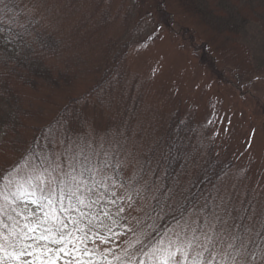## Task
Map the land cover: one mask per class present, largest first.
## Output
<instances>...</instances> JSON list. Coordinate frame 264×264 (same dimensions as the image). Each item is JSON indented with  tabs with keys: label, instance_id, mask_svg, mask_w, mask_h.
Returning a JSON list of instances; mask_svg holds the SVG:
<instances>
[{
	"label": "rangeland",
	"instance_id": "374dc122",
	"mask_svg": "<svg viewBox=\"0 0 264 264\" xmlns=\"http://www.w3.org/2000/svg\"><path fill=\"white\" fill-rule=\"evenodd\" d=\"M5 6L11 11H0V28L13 43H0V170L23 164L31 148L58 147L57 122L79 117V135L110 153L114 166L123 162L125 219L101 249L123 255L135 236L119 233L175 210L179 217L163 234L202 222L229 195L225 227L236 225L231 232L250 253L264 249V0H4L0 10ZM200 47L211 71L197 62ZM177 130V145L168 147L167 132ZM250 208L255 215L243 211Z\"/></svg>",
	"mask_w": 264,
	"mask_h": 264
},
{
	"label": "snow or ice",
	"instance_id": "6c2138e0",
	"mask_svg": "<svg viewBox=\"0 0 264 264\" xmlns=\"http://www.w3.org/2000/svg\"><path fill=\"white\" fill-rule=\"evenodd\" d=\"M8 31L0 28V43H13ZM83 123L71 116L58 121L63 129L58 147L31 148L21 157L23 164L0 170V264H264V249L250 253L246 240L232 234L236 225L225 227L232 218L230 195L221 197L202 222H185L180 231L158 238L129 227L118 234L135 236L123 255L101 249L117 236L113 225L125 219L118 172L123 162L114 166L110 153L97 151L80 136ZM127 208L132 209L131 202ZM243 211L256 213L255 208ZM259 213L264 229V206Z\"/></svg>",
	"mask_w": 264,
	"mask_h": 264
},
{
	"label": "trees",
	"instance_id": "16d2710c",
	"mask_svg": "<svg viewBox=\"0 0 264 264\" xmlns=\"http://www.w3.org/2000/svg\"><path fill=\"white\" fill-rule=\"evenodd\" d=\"M182 8L183 9L184 8L187 9V5L184 3ZM188 40L190 42H193V38L192 37L191 38L188 37ZM204 48L205 47H202V49H201V47H200L201 53L198 55L197 62H198V64L206 67L207 69H209L211 71V69H212L211 59L203 54V53H205L204 52ZM212 75H214V77L217 78V81H220L218 72L212 71ZM178 130L176 132V135L174 134V132H171V131L167 132V135H168V144H167V146L168 147L177 145V141H179V137H180V134H178ZM228 164H230V161H228L222 168H220L218 172L219 173L225 172V168L228 167ZM177 165H178V163H177ZM150 208H151V210H150L151 214L154 213V212H157V210H158V206L156 205L155 202L151 204ZM179 212H180L179 210H175V211H173L171 213H165L158 220L157 224L155 222H153V220L151 218H149V219H151L149 222L146 221V220H145V222H143L141 231L150 232V233H152L153 238H158L161 234H163V230L166 227H168V226L170 227V225L173 224L174 219H178ZM148 223H151L152 226L151 227L147 226ZM136 258H139V257H136Z\"/></svg>",
	"mask_w": 264,
	"mask_h": 264
}]
</instances>
